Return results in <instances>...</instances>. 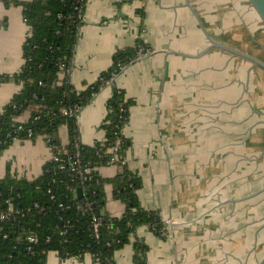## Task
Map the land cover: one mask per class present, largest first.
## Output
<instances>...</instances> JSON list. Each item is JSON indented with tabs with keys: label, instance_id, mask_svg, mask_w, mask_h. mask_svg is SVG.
<instances>
[{
	"label": "crops",
	"instance_id": "0c3cea01",
	"mask_svg": "<svg viewBox=\"0 0 264 264\" xmlns=\"http://www.w3.org/2000/svg\"><path fill=\"white\" fill-rule=\"evenodd\" d=\"M0 0V76L21 71L30 28L23 8ZM142 42L136 60L78 116L82 144L105 141L113 87L134 105L123 133L129 170L142 181L141 206L157 212L163 238L143 226L117 251L115 264H134L133 243L149 247L148 264H264V27L247 0H87L71 81L79 91L109 70L118 52ZM21 87L0 82V113ZM30 119L26 112L20 122ZM61 145L69 144L66 126ZM53 157L44 137L17 140L0 156L32 180ZM120 166L102 168L112 178ZM107 212L124 205L106 187ZM47 264H99L87 255Z\"/></svg>",
	"mask_w": 264,
	"mask_h": 264
},
{
	"label": "trees",
	"instance_id": "16d2710c",
	"mask_svg": "<svg viewBox=\"0 0 264 264\" xmlns=\"http://www.w3.org/2000/svg\"><path fill=\"white\" fill-rule=\"evenodd\" d=\"M14 4L22 6L30 35L23 46L25 63L21 71L0 76V82L21 87L0 113V156L17 140L44 137L50 140L53 156L65 161L51 159L42 174L32 180L17 178L10 169L0 179V264H47L52 252L63 259L89 255L99 264H115L116 252L131 242L139 228L147 226L166 237L159 214L144 209L139 202L141 179L129 170L127 163L122 164L130 148L123 130L134 102L113 87L103 125L105 141L92 146L82 144L78 119L65 115L63 110L84 109L105 86L114 83L122 68L137 60L138 49L145 45L139 42L134 48L118 52L113 66L101 73L95 83L79 91L67 70L73 68L86 0H31ZM26 112H30V119L22 123L20 118ZM63 126L69 132L66 147L59 139ZM77 154L81 169L91 170L83 177L71 171ZM120 164L121 171L116 176L104 178L100 174L102 168ZM107 186L112 187L114 200L125 207L119 217L107 212ZM8 201L15 211L2 219L9 210ZM61 203L71 209L60 207ZM86 203H91L99 214L105 212L100 214L99 239L93 234L90 214L78 209ZM29 233L37 236L33 245L26 240ZM133 246L134 264H148L149 247L145 242L137 239Z\"/></svg>",
	"mask_w": 264,
	"mask_h": 264
},
{
	"label": "built area",
	"instance_id": "2783aa9c",
	"mask_svg": "<svg viewBox=\"0 0 264 264\" xmlns=\"http://www.w3.org/2000/svg\"><path fill=\"white\" fill-rule=\"evenodd\" d=\"M86 4H87V0H86ZM85 15V13H84ZM84 15H82V21H83V24H84ZM83 26V25H82ZM81 26V27H82ZM152 54V51L149 50L148 48H145V47H140L138 49V52H137V60H141V59H144V58H147L149 56H151ZM127 67H124L122 68V72L125 71ZM71 71L72 69L70 70H67V73L71 75ZM121 72V73H122ZM117 77V76H116ZM115 77V78H116ZM115 80V79H114ZM108 85H111V84H108ZM83 109H79V108H76V109H64L63 110V113L65 115H69L70 117H76L78 119V116L79 114L81 113ZM31 136V134H30ZM46 140V139H45ZM50 140L47 139L46 140V143L48 144L49 148L51 149V146L49 144ZM52 159L54 161H57V162H61V163H64V159L60 158V157H57V156H53ZM113 161L114 162H117V159L116 158H113ZM125 163H127V158H126V161L125 162H122V164L124 165ZM64 167L61 166V169H63ZM71 171H76L78 172V174L80 176L83 177L84 173H90L91 170L90 169H85V170H82L81 169V159L79 157V154L76 155V157L74 158V160H72V167H71ZM83 195L85 196V193H83ZM56 197L53 195L52 196V200H54ZM9 203V201L7 202ZM60 207H65V205L63 203L60 204ZM65 208L67 209H71V206H66ZM78 209H82L84 211H86L87 213L90 214V217H91V220H92V231H93V234L95 235V237L97 239L100 238V228L102 226V219L100 217V214L98 212H95L94 211V207L92 206L91 203H86L85 205L84 204H81L78 206ZM14 208H13V205L11 203H9V210L6 214L2 215V219L4 218H7L10 214H12L14 212ZM167 235V233H166ZM26 240L29 242L30 245H33L34 243H36L38 241L37 239V236L36 234L34 233H29L27 235V238Z\"/></svg>",
	"mask_w": 264,
	"mask_h": 264
},
{
	"label": "water",
	"instance_id": "95a60500",
	"mask_svg": "<svg viewBox=\"0 0 264 264\" xmlns=\"http://www.w3.org/2000/svg\"><path fill=\"white\" fill-rule=\"evenodd\" d=\"M247 2L264 27V0H247ZM119 166L122 167L121 164ZM100 214L103 216L105 212Z\"/></svg>",
	"mask_w": 264,
	"mask_h": 264
}]
</instances>
